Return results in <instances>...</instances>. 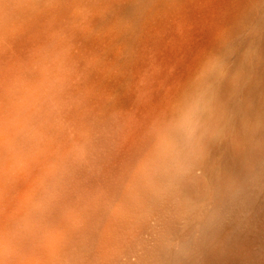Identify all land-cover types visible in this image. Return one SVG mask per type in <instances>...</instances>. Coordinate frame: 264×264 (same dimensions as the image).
Listing matches in <instances>:
<instances>
[{
    "label": "rangeland",
    "instance_id": "rangeland-1",
    "mask_svg": "<svg viewBox=\"0 0 264 264\" xmlns=\"http://www.w3.org/2000/svg\"><path fill=\"white\" fill-rule=\"evenodd\" d=\"M138 1L0 0V231L16 230L3 256L48 233L49 251L86 236L93 252L109 225L188 217L175 189L138 198L141 159L166 116L183 113L209 154V23L221 0Z\"/></svg>",
    "mask_w": 264,
    "mask_h": 264
},
{
    "label": "bare ground",
    "instance_id": "bare-ground-1",
    "mask_svg": "<svg viewBox=\"0 0 264 264\" xmlns=\"http://www.w3.org/2000/svg\"><path fill=\"white\" fill-rule=\"evenodd\" d=\"M35 1L66 7L90 0ZM157 1L187 7L193 2H138ZM44 9L47 14L86 13ZM164 121L163 140L143 153L137 193L145 202L155 192L175 189L181 209L189 213L184 223L109 225L93 252L84 245V235L74 250L49 251L55 234L48 233L29 241L30 252L23 257L0 254V264H264V0H221L210 20L209 154L200 147L208 138L195 120L183 113ZM13 231L1 229V250L5 238L15 244Z\"/></svg>",
    "mask_w": 264,
    "mask_h": 264
}]
</instances>
